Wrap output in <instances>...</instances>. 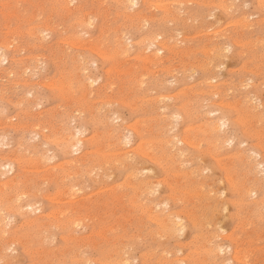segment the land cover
I'll return each instance as SVG.
<instances>
[{
	"label": "rangeland",
	"instance_id": "374dc122",
	"mask_svg": "<svg viewBox=\"0 0 264 264\" xmlns=\"http://www.w3.org/2000/svg\"><path fill=\"white\" fill-rule=\"evenodd\" d=\"M126 1L123 5L124 0H0V51L8 56L0 65V264H120L121 260L124 264L125 259L126 264H264V208L259 211L254 205L264 203V0H165L167 7L162 8L164 0H137L134 6ZM150 29L161 33L156 46L148 45ZM121 37L128 54L119 44ZM157 46L165 49L158 52ZM13 59L21 64L14 66ZM12 68L15 74L8 76ZM93 79L97 81L90 82ZM218 118L227 124L219 133L212 132L208 126L219 123ZM66 124L71 133L83 130L79 137L85 145L80 151L64 149ZM117 131L131 136L127 147L122 142L123 150H130L128 161L147 169L139 177L154 183L149 192L133 190V177L115 148ZM103 147H108L105 153ZM145 150L152 157L141 155ZM81 156L87 158L85 166ZM19 158L23 164L10 170L7 162ZM193 208L195 213L188 214ZM169 213L181 216L186 233H170L153 221L152 216Z\"/></svg>",
	"mask_w": 264,
	"mask_h": 264
},
{
	"label": "bare ground",
	"instance_id": "6f19581e",
	"mask_svg": "<svg viewBox=\"0 0 264 264\" xmlns=\"http://www.w3.org/2000/svg\"><path fill=\"white\" fill-rule=\"evenodd\" d=\"M75 1H76V0H75ZM110 1H111V0H110ZM119 1H123V0H119ZM125 1H126V0H124L123 5H124ZM146 1H147V0H146ZM157 1H159V0H157ZM160 1H161V0H160ZM168 1H170V0H168ZM168 1H165V0H164V1H161V3L158 2V3H160V4L162 5V6H161V5L159 4V5H160V8H162L163 6L167 7V6H166V5H167L166 3H167ZM173 1H174V0H173ZM57 2H58V1H57ZM115 2H116V1H115ZM117 2H118V1H117ZM126 2H127V3H131V5H133V6L138 4V1H137V0H127ZM162 2H164V3L162 4ZM178 2H179V1H178ZM59 3H60V2H59ZM70 3H72V1H71ZM70 3H69L68 5H70ZM153 3H154V2H153ZM158 3L155 4V5H158ZM176 3H177V2H176ZM261 3H262V1H261ZM263 3H264V2H263ZM57 4H58V3H57ZM165 4H166V5H165ZM259 4H260V3H259ZM66 5H67V4H66ZM126 5H128V4H126ZM159 5H158V7H159ZM171 5L174 6V3L171 4ZM180 5H181V4H180ZM72 6H73V5H72ZM77 6H78V5H77ZM260 6H262V4H261ZM156 7H157V6H156ZM168 8H169V7H168ZM168 8H166V9H168ZM260 8H262V7H260ZM54 9H55V8H54ZM80 9H81V8H80ZM116 9H117V8H116ZM120 9H121V8H120ZM164 9H165V8H164ZM176 9H177V8H176ZM176 9H175V10H176ZM72 10H73V9H72ZM121 10H122V9H121ZM170 10H171V9H170ZM175 10H174V11H175ZM177 10H179V9H177ZM180 10H181V9H180ZM67 11H68V10H67ZM69 11H70V9H69ZM74 11H75V10H74ZM116 11H117V10H116ZM139 11H140V10H139ZM168 11H169V10H167V12H168ZM63 12H64V10H63ZM130 12H131V11H130ZM102 13H103V12H102ZM137 13H138V12H137ZM85 14H86V13H85ZM117 15H118V14H117ZM163 15H164V13H163ZM171 15H172V14H171ZM179 15H180V14H179ZM79 16H80V15H79ZM86 16H87V15H86ZM106 16H107V15H106ZM143 16H144V15H143ZM143 16H141V17H143ZM177 16H178V14H177ZM77 17H78V16H77ZM72 18H73V17H72ZM82 18H83V17H82ZM88 18H89V17H88ZM116 18H117V17H116ZM128 18H129V17H128ZM144 19H145V18H144ZM164 19H165V17H164ZM79 20H81V19H79ZM87 20H88V19H87ZM73 21H74V20H73ZM91 21H92V20H91ZM94 21H95V20H94ZM96 21H97V20H96ZM79 22H80V21H79ZM81 22H82V21H81ZM108 22H109V21H108ZM108 22H107V23H108ZM159 22H160V21H159ZM238 22H239V21H238ZM84 23H85V22H84ZM89 23H90V22H89ZM89 23H88V24H89ZM137 23H138V22H137ZM90 24H91V23H90ZM126 24H127V23H126ZM229 24H230V23H229ZM78 25H79V24H78ZM130 25H131V24H130ZM141 25H142V24H141ZM36 26H37V24H36ZM88 26H89V25H88ZM117 26H118V25H117ZM139 26H140V25H139ZM33 27H34V26H33ZM146 27H147V26H146ZM50 28H51V27H50ZM107 28H108V27H107ZM143 29H144V28H143ZM111 30H112V29H111ZM115 30H116V29H115ZM43 31H47V30H43ZM43 31H42V32H43ZM76 31H77V30H76ZM149 31H150V37L148 38V40H149L148 45H149L150 47H151V46H154V45L156 46V43H157V41H158V37L161 35V33H160V32L155 33V32H154L153 30H151V29H150ZM119 32H120V31H119ZM122 32H123V31H122ZM145 32H146V31H145ZM153 32H154V33H153ZM34 33H36V32H34ZM75 33H76V32H75ZM77 33H78V32H77ZM176 33H177V32H176ZM31 34H32V32H31ZM41 34H42V33H41ZM122 34H124V33H122ZM122 34H121V36H123ZM162 34H163V33H162ZM32 35H33V34H32ZM80 35H81V34H80ZM124 35H125V34H124ZM179 35H180V34H179ZM41 36H42V35H41ZM42 37H43V36H42ZM67 37H68V36H67ZM67 37H66V38H67ZM123 37H124V36H123ZM66 38H65V39H66ZM77 38H79V37H77ZM116 38H117V36H116ZM172 38H173V37H172ZM68 39H69V38H68ZM79 39H80V38H79ZM123 39H124V38H123ZM140 39H141V38H140ZM77 40H78V39H77ZM129 40H130V39H129ZM167 40H168V39H167ZM10 41H12V40H10ZM69 41H71V39H70ZM73 41H74V39H73ZM80 41H81V40H80ZM90 41H91V40H90ZM118 41H119V44L121 45V47L123 46V52H125V54H126V52L128 51L129 47H125V46H124V43L122 42V41H123V40H122V37H121L120 39H118ZM146 41H147V40H146ZM165 41H166V40H165ZM178 41H179V40H178ZM0 42H1V40H0ZM4 42H5V41H4ZM66 42H68V41H66ZM77 42H78V41H77ZM92 42H93V41H92ZM126 42H127V41H126ZM132 42H133V41H132ZM144 42H145V41H144ZM158 42H159V41H158ZM6 43H7V42H6ZM12 43H13V42H12ZM73 43H74V42H73ZM73 43H70L71 46L73 45ZM75 43H76V41H75ZM75 43H74V45H75ZM79 43H80V42H79ZM79 43H78V44H79ZM84 43H85V42H84ZM111 43H112V42H111ZM9 44L11 45V42L8 43V45H9ZM85 44H87V43H85ZM167 44H168V43H167ZM3 45H4V44H3ZM74 45H73V46H74ZM107 45H108V44H107ZM112 45H113V43H112ZM127 45H128V44H127ZM165 45H166V43H165ZM165 45H164V46H165ZM180 45H181V44H180ZM229 45H230V44H229ZM5 46H6V45H5ZM76 46H78V45H76ZM95 46H96V45H95ZM99 46H100V45H99ZM101 46H102V45H101ZM129 46H130V45H129ZM164 46H161V47L157 46V47H159V48L157 49V51L159 52V51H161L163 48L165 49ZM7 47H8V46H7ZM9 47H10V46H9ZM78 47H79V46H78ZM80 47H81V46H80ZM82 47H83V46H82ZM85 47H86V46H85ZM96 47H97V46H96ZM102 47H103V46H102ZM106 47H107V46H106ZM109 47H111V46H109ZM16 48H17V47H16ZM65 48H66V47H65ZM93 48H94V47H93ZM147 48H148V47H146L145 49H147ZM0 49H1V48H0ZM117 49H118V48H117ZM174 49H175V48H174ZM214 49H215V48H214ZM224 49H225V48H224ZM96 50H100V49L96 48ZM96 50H95V51H96ZM220 50H221V49H220ZM226 50H227V49H226ZM85 51H86V50H85ZM92 51H93V49H92ZM106 51H108V49H107ZM114 51H116V50H114ZM119 51H120V50H118L117 52H119ZM121 51H122V50H121ZM134 51H135V50H134ZM163 51H164V50H163ZM210 51H211V50H210ZM218 51H219V50H218ZM228 51H229V50H228ZM96 52H98V51H96ZM104 52H105V51H103L102 53H104ZM158 52H157V53H158ZM178 52H179V51H178ZM211 52H212V51H211ZM211 52H210V53H211ZM221 52H222V51H221ZM102 53H101V54H102ZM108 53H110V50L108 51ZM113 53H114V52H113ZM113 53H111V54L114 55ZM119 53H120V52H119ZM116 54H117V53H116ZM127 54H128V52H127ZM106 55H107V54H106ZM108 55H109V54H108ZM119 55H120V54H119ZM123 55H124V54H123ZM144 55H145V54H144ZM153 55H154V58H155V56H157V55H155V54H153ZM80 56H81V55H80ZM137 56H139V55H137ZM150 56H151V55H150ZM75 57H76V56H75ZM101 57H102V56H101ZM147 57H148V56H146L145 59H146ZM18 58H19V57H18ZM77 58H78V57H77ZM118 58H121V57L118 56ZM127 58H129V56H128ZM135 58H136V57H135ZM141 58H142V56H141ZM154 58H153V56H152L151 60H153ZM159 58H160V57H159ZM78 59H79V58H78ZM5 60H8V56H7L6 53H4L3 51H0V65H1V64L3 63V61H5ZM82 60H83V59H82ZM82 60H81V61H82ZM116 60H117V58H116ZM131 60H132V59H131ZM138 60H139V59H138ZM72 61H73V60H72ZM12 62H13V63H12ZM12 62H11V64H13L14 66H15V65L18 66L19 64H21V62H20V61L17 62L16 59H13ZM89 62H90V61H89ZM152 62H153V61H152ZM154 62H155V61H154ZM156 62H158L157 59H156ZM207 62H208V61H207ZM7 63H8V62H7ZM83 63H84V62H83ZM83 63L81 62V65L79 64V65H80V66H79V69H80V67L83 65ZM121 63H122V61H121ZM159 63H160V62H159ZM211 63H212V62H210V64H211ZM76 64H78V63H76ZM85 64H86V63H85ZM89 64H90V63H89ZM134 64H135V63H134ZM139 64H140V63H139ZM151 64L153 65V63H150L149 66H150ZM154 64H156V63H154ZM210 64H209V65H210ZM7 65H8V64H7ZM123 65H124V64H123ZM125 65H126V64H125ZM135 65H136V64H135ZM147 65H148V63H147ZM119 66H120V65H119ZM132 66H133V65H132ZM140 66H141V65H140ZM22 67H23V66H22ZM77 67H78V66H77ZM85 67H86V66H85ZM122 67H123V66H122ZM122 67H121V68H122ZM135 67H136V66H135ZM137 67L139 68V65H138ZM212 67H213V66H212ZM2 68H3V67H2ZM26 68H28V67H26ZM117 68H118V67H117ZM131 69H132V68H131ZM134 69H135V68H134ZM208 69H209V68H208ZM27 70H28V69H27ZM77 70H78V69H77ZM117 70H118V69H117ZM122 70H123V68H122ZM127 70H128V69H127ZM139 70H140V69H139ZM166 70H167V69H166ZM206 70H207V69H206ZM82 71H83V70H82ZM82 71H79V72H82ZM143 71H144V70H143ZM143 71H142V72H143ZM169 71H170V70H169ZM79 72H78V74H79ZM83 72H84V71H83ZM207 72H208V71H207ZM32 73H33V72H32ZM70 73H71V72H70ZM85 73H86V72H85ZM146 73L148 74V72H146ZM149 73H150V72H149ZM172 73H173V72H172ZM172 73H171V74H172ZM11 74H15V71L13 70V68L7 73L8 76H10ZM80 74H81V73H80ZM132 74H133V73H132ZM140 74H142V73H140ZM140 74H138V75H140ZM72 75H73V74H72ZM83 75H84V74H83ZM87 75H88V74H87ZM203 76H204V75H203ZM214 76H215V75H214ZM71 77H73V76H71ZM71 77H70V79H72ZM78 77H79V76H78ZM138 77H139V76H138ZM138 77H137V78H138ZM142 77H143V76H142ZM142 77H140V78H142ZM155 77H157V76H155ZM63 78H65V77H63ZM68 79H69V78H68ZM79 79H80V78H79ZM82 79H83V78H82ZM157 79H160V78H157ZM62 80H63V79H62ZM84 80H85V79H84ZM105 80H106V79H105ZM130 80H131V79H130ZM137 80H138V79H137ZM139 80H140V79H139ZM143 80H144V79H143ZM165 80H166V79H165ZM167 80H168V79H167ZM64 81H65V80H64ZM77 81H78V80H77ZM79 81H80V80H79ZM94 81H97V80L93 79V80L90 81V82H94ZM19 82H20V81H19ZM61 82H62V81H61ZM139 82L141 83V81H139ZM142 82H143V81H142ZM148 82H149V81H148ZM65 83H68V82H65ZM70 83H71V82H70ZM95 83H96V82H95ZM110 83H111V82H110ZM54 84H55V83H54ZM54 84L51 83V86L54 85ZM62 84H63V83H62ZM62 84H61V85H62ZM91 84H92V83H91ZM122 84H123V83H122ZM130 84H131V83H129V85H130ZM144 84H145V81H144ZM44 85H45V84H44ZM56 85H58V84H56ZM61 85H59V86H61ZM65 85H66V84H65ZM71 85H72V84H71ZM71 85H68L67 88L70 87ZM86 85H88V83H87ZM101 85H102V82H101ZM101 85H100V86H101ZM126 85H127V84H126ZM141 85H142V84H141ZM19 86H20V85H19ZM72 86H73V85H72ZM120 86H121V85H120ZM222 86H223V85H222ZM56 87H57V86H56ZM62 87H63V86H62ZM62 87H61V88H62ZM80 87H81V85H80ZM212 87H213V86H212ZM218 87H219V86H218ZM237 87H238V86H237ZM59 88H60V87H59ZM71 88H72V87H71ZM108 88H109V87H108ZM132 88H133V87H132ZM219 88H220V87H219ZM25 89H26V88H25ZM69 89H70V88H69ZM90 89H91V88H90ZM101 89H102V88H101ZM26 90H27V89H26ZM87 90H88V89H87ZM94 90H95V89H94ZM99 90H100V89H99ZM31 91H32V90H31ZM31 91H30V92H31ZM81 91H82V90H81ZM85 91H86V90H85ZM215 91H216V90H215ZM215 91H214V92H215ZM22 92H23V91H22ZM70 92H71V91H70ZM120 92H121V91H120ZM120 92H119V93H120ZM73 93H74V92H73ZM115 93H116V92H115ZM134 93H135V92H134ZM38 94H40V93H38ZM75 94H76V93H75ZM75 94H74V95H75ZM87 94H88V93H87ZM89 94H90V93H89ZM91 94H93V91H92ZM28 95H29V94H28ZM125 95H126V94H125ZM139 95H140V94H139ZM163 95H165V94H163ZM167 95H169V94H167ZM229 95H230V94H229ZM62 96H63V95H62ZM72 96H73V95H72ZM34 97H35V96H34ZM73 97H74V96H73ZM85 97H87V95H85ZM139 97H140V96H139ZM158 97H159V96H158ZM160 97H161V95H160ZM210 97H211V96H210ZM37 98H39V97H37ZM37 98H36V99H37ZM83 98H84V97H83ZM161 98H162V97H161ZM40 99H41V98H40ZM40 99H39V100H40ZM119 99H120V98H119ZM156 99H157V98H156ZM18 100H19V99H18ZM85 100H86V99H85ZM120 100H122V97H121ZM182 100H183V99H182ZM184 100H185V99H184ZM209 100H210V99H209ZM194 101H195V100H194ZM222 101H223V100H222ZM29 102H30V101H29ZM181 102H182V101H181ZM195 102H196V101H195ZM211 102H212V100H211ZM150 103H151V101H150ZM162 104H163V103H162ZM201 104H202V103H201ZM254 104H255V103H254ZM132 105H133V104H132ZM190 105H191V104H189V106H190ZM210 105H211V104H210ZM224 105H225V104H224ZM226 105H227V104H226ZM249 105H250V104H249ZM34 106H35V105H34ZM34 106H33V107H34ZM39 106H40V104H39ZM205 106H206V105H205ZM211 106H213V104H212ZM228 106H229V105H228ZM89 109H90V108H89ZM94 109H95V108H94ZM189 109H190V107H189ZM78 110H79V109H78ZM82 110H83V109H82ZM82 110H81L80 112H82ZM143 110H145V109H143ZM200 110H201V109H200ZM209 110H210V109H209ZM253 110H254V109H253ZM39 111H40V110H39ZM213 111H214V110H213ZM37 112H38V111H37ZM66 112H67V111H66ZM70 112H71V111H70ZM88 112H89V111H88ZM92 112H93V111H92ZM250 112H251V111H250ZM259 112H260V111H259ZM38 113H39V112H38ZM98 113H99V115L101 114V113L98 111V112H97V115H98ZM178 113H179V112H178ZM192 113H193V111H192ZM206 113H208V111H206ZM261 113H262V112H261ZM263 113H264V111H263ZM34 114H35V113H34ZM53 114H54V113H53ZM69 114H70V113H69ZM81 114H82V113H81ZM163 114H164V113H163ZM199 114H200V113H199ZM204 114H205V113H204ZM257 114H258V112H257ZM26 115H27V114H26ZM87 115H88V114H87ZM165 115H166V114H165ZM165 115H164V116H165ZM175 115H176V114H175ZM202 115H203V114H202ZM259 115H260V114H259ZM38 116H39V115H38ZM110 116H111V115H110ZM166 116H167V115H166ZM262 116H263V115H262ZM76 117H79V116H76ZM113 117H114V116H113ZM162 117H163V116H162ZM192 117H193V116H192ZM79 118L81 119V117H79ZM79 118H78V119H79ZM96 118H97V117H96ZM157 118H158V117H157ZM174 118H175V116H174ZM101 119H103V118H101ZM101 119H100V121H101ZM164 119H165V118H164ZM182 119H183V118H182ZM210 119L213 120L214 118H210ZM218 119H219V121H220L219 123H216V122H215V123H213L212 125L208 126V127L211 129L212 132L214 131V132H216V133H219V131H220L219 129L221 128V126H225V124H227V123L224 121V119H223V121H221L222 118H218ZM109 120H110V119H109ZM157 120H159V119H157ZM162 120H163V119H162ZM175 120H176V119H175ZM45 121H46V120H45ZM63 121H64V120H63ZM102 121H103V120H102ZM118 121H119V120H118ZM185 121H186V120H185ZM217 121H218V120H217ZM171 122H172V121H171ZM190 122H191V121H190ZM190 122L188 121V123H190ZM208 122H209V121H208ZM208 122H207V124H209ZM0 123H1V122H0ZM186 123H187V122H186ZM186 123H184V124H186ZM52 124H53V123H52ZM71 124H72V123H71ZM156 124H159V123L156 122ZM177 124H178V123H177ZM210 124H211V123H210ZM23 125H24V124H23ZM31 125H32V124H31ZM36 125H37V124H36ZM66 125H67V124H66ZM122 125H123V124H122ZM59 126H61V125H59ZM59 126H58V127H59ZM74 126H75V125H74ZM117 126H119V125H117ZM120 126H121V125H120ZM130 126H131V128L133 127L132 125H130ZM202 126H203V125H202ZM64 127H65V126H64ZM67 127H68V125L64 128V130H65L66 132H65V137L62 139L63 142H64L63 145L65 146L64 149L67 148V149H71L72 151H80V150L84 147V145H85V144H84V140H83L81 137H79V135L83 132V130H82L81 128H78L76 132L71 133V132H69V131L72 130V129L69 127V129H70V130H69ZM101 127H102V126H101ZM124 127H126V126H124ZM124 127H123V128H124ZM188 127H189V126H188ZM190 127H191V126H190ZM37 128H38V126H37ZM117 128H119V127H117ZM121 128H122V127H121ZM186 128H187V127H186ZM209 128H207V129H209ZM132 129L134 130L135 128H132ZM150 129H151V128H150ZM155 129H156V128H155ZM184 129H185V127H184ZM42 130H43V129H42ZM55 130L57 131L56 128H55ZM75 130H76V129H75ZM98 130H99V129H98ZM109 130H110V129H109ZM120 130H121V129H120ZM135 130H136V129H135ZM135 130H134V131H135ZM139 130H140V129H139ZM56 131H54V132H56ZM96 131H97V130H96ZM103 131H106L105 128H104ZM111 131H112V130H111ZM183 131H184V130H183ZM206 131H208V130H206ZM209 131H210V130H209ZM222 131H223V130H222ZM92 132H93V131H92ZM100 132H101V131H100ZM100 132H98V133H100ZM108 132H109V131H108ZM124 132H125V131H124ZM136 132H137V130H136ZM149 132H150V131H149ZM197 132H198V131H197ZM35 133H36V132H35ZM39 133H40V132H37V134H39ZM51 133H52V132H51ZM60 133H61V131H60ZM106 133H107V132H106ZM110 133H111V132H110ZM179 133H180V132H179ZM210 133H211V132H210ZM114 134H115V132H114ZM176 134H177V133H176ZM198 134H199V133H198ZM208 134H209V133H208ZM34 135H35V134H34ZM96 135H97V133H96ZM96 135H94V136H96ZM92 136H93V135H92ZM115 136L117 137V142H116V147H115V148H116L117 152H118V151H121V153H119V155H121V159H120V160L123 161V166H126V167L128 168L127 171H130L131 174H130V173H129V174L131 175V177H133V179H134V181H135V182H134L133 179L131 178V179H132V182L135 184L133 190L135 191V193H136L137 191H139V192L142 191V194H143V190H144V191L146 190V192H149L148 190H152V187H153V184H154V183H153L151 180L149 181L147 177H146V178H140V177H139V173H140V171H142L143 169L146 171L147 169H145L144 166H143V168H142V170H141V168L139 167V164L132 162L133 160H132V161H128V158H127V157L129 156L130 150H128V151H124V150H123V147L125 146V144L122 146V142L126 143V147H127V144L129 145V143H131V136H130V135L125 136V134H124L123 132L121 133V132H119V131H117V134H115ZM139 136H140V135H139ZM178 136H180V134H179ZM220 136H221V135H220ZM25 137H26V136H25ZM96 137L98 138V136H96ZM96 137H95V138H96ZM104 137H105V136H104ZM107 137H108V136H107ZM173 137H175V136H173ZM188 137H189V136H188ZM190 137H191V136H190ZM190 137H189V138H190ZM212 137H213V136H212ZM44 138H45V137H44ZM91 138H92V137H91ZM93 138H94V137H93ZM138 138H139V137H138ZM145 138H146V137H145ZM161 138H162V137H161ZM171 138H172V137H171ZM189 138H188V139H189ZM213 138H214V137H213ZM215 138H217V137H215ZM219 138H220V137H219ZM225 138H226V137H225ZM105 139H106V138H105ZM149 139H150V138H149ZM166 139H167V138H166ZM176 139H177V138H176ZM192 139H193V138H192ZM234 139H235V138H234ZM49 140H50V139H49ZM95 140H96V139H95ZM106 140H107V139H106ZM139 140H140V139H139ZM157 140H158V139H157ZM164 140H165V139H164ZM167 140H168V139H167ZM182 140H183V139H182ZM214 140H215V139H214ZM217 140H218V139H217ZM223 140H224V139H223ZM223 140H222V141H223ZM97 141H98V140H97ZM97 141H96V142H97ZM141 141H142V143H141L140 145L142 146V144H144V142H143V137H142V140H141ZM162 141H163V140H162ZM168 141H169V140H168ZM168 141H167V142H168ZM183 141H185V140H183ZM229 141H230V140H229ZM44 142L47 143V140H45ZM53 142H54V139H53ZM55 142H56V140H55ZM57 142H58V140H57ZM57 142H56V143H57ZM59 142H62V141H59ZM85 142H86V141H85ZM108 142H109V141H108ZM112 142H113V141H112ZM156 142H157V141H156ZM185 142H186V141H185ZM192 142H193V141H192ZM192 142L190 141V143H192ZM208 142H209V141H208ZM217 142H218V141H217ZM105 143H106V142H105ZM105 143H104V144H105ZM153 143H154V142H153ZM169 143H170V142H169ZM169 143H168V144H169ZM186 143L188 144V140H187ZM199 143H200V142H199ZM199 143H197L196 145H198ZM211 143H212V142H211ZM227 143H228V142H227ZM227 143H226V144H227ZM42 144L44 145V143H42ZM109 144L111 145V142H109L108 145H109ZM136 144H137V143H136ZM136 144H135L134 146H136ZM148 144H150V143H148ZM160 144H161V143H160ZM170 144H171V143H170ZM200 144H201V143H200ZM200 144H199L198 146H200ZM213 144H214V143H213ZM215 144H218V143H215ZM20 145H21V144H20ZM30 145H31V144H30ZM90 145H91V144H89V146H90ZM97 145H98V144H97ZM140 145H139L138 147H140ZM188 145H189V144H188ZM190 145H192V144H190ZM26 146H27V145H26ZM58 146H59V145H58ZM61 146H62V145H61ZM111 146H112V145H111ZM132 146H133V145H132ZM147 146H148V145H147ZM149 146H150V145H149ZM169 146H170V145H169ZM193 146H194V144H193ZM211 146H212V145H211ZM216 146H217V145H216ZM216 146L214 145V147H216ZM226 146H227V145H226ZM2 147H3V146H2ZM62 147H63V146H62ZM104 147H105V146H104ZM104 147H103V150L108 149V147H107V148H104ZM109 147H110V146H109ZM126 147H125V148H126ZM128 147H129V146H128ZM130 147H131V146H130ZM172 147H173V146H172ZM174 147H175V146H174ZM24 148H25V147H24ZM28 148H29V146H28ZM31 148H32V147H31ZM93 148H94V147H93ZM98 148H99V147H98ZM133 148H134V147H133ZM141 148H142V147H141ZM144 148L146 149V146H144ZM151 148H152V147H151ZM151 148L149 147V150H150V151H151ZM89 149H90V148H89ZM100 149H101V148H100ZM134 149H135V148H134ZM173 149H174V148H173ZM61 150H62V148H61ZM71 150H70V151H71ZM85 150H87V149H85ZM92 150H93V149H92ZM94 150H95V149H94ZM97 150H98V149H97ZM109 150H110V149H109ZM114 150H115V149H114ZM136 150H137V149H136ZM184 150H185V149H184ZM39 151H40V150H39ZM41 151H42V150H41ZM68 151H69V150H68ZM68 151H67V152H68ZM82 151H83V150H82ZM82 151H81V152H82ZM146 151H147V150H145V152L142 151V152H141V153H142L141 155H143L144 153H146ZM177 151H178V150H177ZM27 152H28V151H27ZM32 152H33V150H32ZM35 152H36V151H35ZM65 152H66V151H65ZM88 152H89V153H93V152H91V149H90ZM88 152H86L85 154L88 155ZM105 152H106V150L104 151V153H105ZM114 152H116V151H113L112 154H113ZM155 152H156V151H155ZM164 152L167 153L168 151L166 152V150H165ZM181 152H182V151H181ZM45 153H46V152H45ZM100 153L102 154V152H100ZM107 153H109V152H107ZM131 153H132V151H131ZM139 153H140V152H139ZM147 153H148V151H147ZM147 153L145 154L146 157L149 156V155H147ZM183 153H184V152H183ZM85 154H84V155H85ZM97 154H98V151H97ZM109 154H110V153H109ZM117 154H118V153H117ZM148 154H149V153H148ZM176 154H177V152H176ZM19 155H20V154H19ZM49 155H50V154H49ZM84 155H83V156H84ZM87 155H86V156H87ZM93 155H94V154L91 155L92 158H94ZM99 155H100V154H99ZM103 155H106V154H103ZM113 155H114V154H113ZM145 155H144V156H145ZM150 155H151V153H150ZM182 155H183V154H182ZM33 156H34V155H33ZM55 156H56V155H55ZM106 156H107V155H106ZM163 156H165V155H163ZM172 156H173V155H172ZM245 156H246V155H245ZM1 157L3 158V155H1ZM1 157H0V158H1ZM8 157H9V156H8ZM11 157H12V156H11ZM14 157H15V155H14ZM14 157H12V158H14ZM51 157H52V156H51ZM88 157H90V155H89ZM107 157H109V155H108ZM107 157H106V158H107ZM113 157H114V156H113ZM115 157H116V156H115ZM149 157H152V156H149ZM159 157H160V156H159ZM173 157H174V156H173ZM173 157H172V158H173ZM181 157H183V156H181ZM33 158H34V157H33ZM36 158H37V156H36ZM36 158H35V159H36ZM65 158H67V157L65 156ZM81 158H82V160H81L82 163H80V164L82 165L84 162L87 161V158L84 159V157H82V156H81ZM90 158H91V157H90ZM100 158H101V157H100ZM139 158H140V157H139ZM154 158L156 159V157H154ZM157 158H158V157H157ZM175 158H176V157H174V159H175ZM184 158H185V157H184ZM19 159H20V158H19ZM35 159H32V160H34V162H37V161H35ZM37 159H39V156H38ZM55 159H56V158H55ZM68 159H69V158H68ZM73 159H74V158H73ZM95 159H96V157H95ZM104 159H105V156H104ZM181 159H182V158H181ZM185 159H186V158H185ZM9 160H10V159H9ZM30 160H31V159H30ZM70 160H71V159H70ZM89 160H90V159H89ZM97 160H98V159H97ZM114 160H115V159H114ZM135 160H137V159H135ZM146 160H147V159H146ZM156 160H157V159H156ZM160 160H161V158H160ZM160 160H159V162H160ZM0 161H1V160H0ZM39 161H40V160H39ZM62 161H63V160H62ZM62 161H61V162H62ZM81 161H80V162H81ZM93 161H94V160H93ZM100 161H101V160H100ZM110 161H111V159H110ZM166 161H167V160H166ZM29 162H30V161H29ZM61 162H60V163H61ZM95 162H97V161L95 160ZM117 162H118V161L116 160V163H117ZM119 162H120V161H119ZM136 162H138V161H136ZM189 162H190V161H189ZM258 162H259V161H258ZM16 163L19 164L20 166L23 164L22 160L20 159V160H17V161H13V160H12V161H10V162H7V166H8V168H9L10 170H14L15 167H16ZM77 163H79L78 160H77ZM88 163H90V162H88ZM92 163H93V162L91 161V164H92ZM99 163H100V165H103V164H104L103 161H102V162H99ZM99 163H98V164H99ZM140 163H141V162H140ZM261 163H262V162H261ZM263 163H264V162H263ZM35 164L37 165V163H35ZM35 164H34V165H35ZM68 164H69V163H68ZM68 164H67V165H68ZM93 164H94L93 166H95V163H93ZM106 164H108V161H107ZM106 164H105V165H106ZM195 164L198 165V163H195ZM4 165H5V164H4ZM31 165H32V163H31ZM38 165H39V164H38ZM62 165H63V163H62ZM75 165H76V163H75ZM86 165H87V164H86ZM96 165H97V164H96ZM182 165H183V164H182ZM29 166H30V165H29ZM48 166H49V165H48ZM58 166H60V165L58 164ZM82 166H85V165H82ZM117 166H118V165H117ZM150 166H151V165H150ZM180 166H181V165H180ZM180 166H179V167L177 166V168L179 169ZM189 166H190V164H189ZM78 167H80V166H78ZM97 167H99V166H97ZM101 167H102V166H100V168H101ZM103 167H104V166H103ZM106 167H107V166H106ZM181 167H182V166H181ZM250 167H251V166H250ZM43 168H44V167H43ZM83 168H84V167H83ZM85 168H86V167H85ZM91 168H92V167H91ZM151 168H152V167H151ZM257 168H259V167H257ZM81 169H82V168H81ZM89 169H90V168H89ZM95 169H96V167H95ZM98 169H99V168H98ZM193 169H195V168H193ZM196 169H197V168H196ZM199 169H200V168H199ZM206 169H207V168H206ZM1 170H2V169H1ZM18 170H19V169H18ZM18 170H17V171H18ZM23 170H24V169H23ZM27 170H28V169H27ZM47 170H48V169H47ZM54 170H56V167L54 168ZM86 170H87V168H86ZM90 170H91V169H90ZM100 170H101V169H100ZM108 170H109V169H108ZM176 170H177V169H176ZM191 170H192V169H191ZM191 170H190V171H191ZM56 171H57V170H56ZM62 171H63V170H62ZM78 171H79V170L77 169V171H75V172H78ZM80 171H81V170H80ZM106 171H107V170H106ZM111 171H112V170H111ZM149 171H150V170H149ZM151 171H152V169H151ZM153 171H154V170H153ZM153 171H152V172H153ZM185 171H186V170H185ZM195 171H196V170H195ZM203 171H204V170H203ZM14 172H15V171H14ZM19 172H20V171H19ZM26 172H27V171H26ZM65 172H66V170H65ZM69 172H71V171H69ZM85 172H86V171H85ZM96 172H97V170H96ZM104 172H105V171H104ZM104 172H103V173H104ZM112 172H113V171H112ZM117 172H118V171H117ZM177 172H178V171H177ZM177 172H176V173H177ZM182 172H184V170H183ZM191 172H192V171H191ZM193 172H194V171H193ZM193 172H192V175H193ZM201 172H202V170H201ZM0 173H1V171H0ZM31 173H32V172H31ZM43 173H44V172H43ZM52 173H53V172H52ZM57 173H58V172H57ZM105 173H106V172H105ZM143 173H144V172H143ZM161 173H162V172H161ZM174 173H175V172H174ZM227 173H228V172H227ZM227 173H226V177H227V176H230L229 174L227 175ZM20 174H21V173H20ZM22 174H23V173H22ZM47 174H48V172H47ZM60 174H61V173H60ZM67 174H68V173H66V175H67ZM70 174H71V173H70ZM97 174H98V173H97ZM107 174H108V173H107ZM122 174H123V173H122ZM245 174H246V173H245ZM16 175H17V174H16ZM102 175H104V174H102ZM126 175H127V174H125L124 177H126ZM164 175H165V174H164ZM195 175H196V174H195ZM198 175H199V174H198ZM7 176H8V175H7ZM19 176H20V175H19ZM30 176H31V175H30ZM34 176H35V175H34ZM51 176H52V175H51ZM53 176H54V175H53ZM53 176H52V177H53ZM70 176H72V175H70ZM92 176H93V175H92ZM104 176H105V175H104ZM128 176H129V175H128ZM170 176H171V175H170ZM180 176H181V175H180ZM190 176H191V175H190ZM40 177H41V176H40ZM52 177H51V178H52ZM55 177H56V176H55ZM55 177H54V178H55ZM62 177H63V179H64V176H62ZM65 177H66V176H65ZM79 177L81 178V176H79ZM79 177H78V178H79ZM82 177H83V176H82ZM93 177H95V176H93ZM176 177H177V175H176ZM178 177H179V175H178ZM182 177H183V175H182ZM187 177H188V176H187ZM187 177H185V178H187ZM192 177H193V176H192ZM197 177H198V176H197ZM12 178H13V177H12ZM12 178H11V179H12ZM15 178H16V176H15ZM15 178H13L14 181H16ZM47 178H48V177H47ZM56 178H57V177H56ZM67 178H68V177H67ZM72 178H73V177H72ZM76 178H77V177H76ZM78 178H77V179H78ZM88 178H89V177H88ZM101 178H102V177H101ZM129 178H130V177H129ZM152 178H153V177H152ZM190 178H191V177H190ZM249 178H250V177H249ZM21 179H22V178H21ZM28 179H29V178H28ZM45 179H46V178H45ZM60 179H61V178H60ZM60 179H59V180H60ZM68 179H69V178H68ZM73 179H74V178H73ZM73 179H70V181H71V180L73 181ZM81 179H82V178H81ZM84 179H86V178H84ZM99 179H100V178H99ZM125 179H126V178H125ZM125 179H124V180H125ZM158 179H159V178H158ZM174 179H176V178H174ZM177 179H178V178H177ZM180 179H181V178L179 177V179H178L177 181H179ZM187 179H188V178H187ZM202 179H203V178H202ZM232 179H233V178H232ZM250 179H251V178H250ZM0 180H1V179H0ZM66 180H67V179H66ZM79 180H80V179H79ZM79 180H78V182H79ZM96 180H97V179H96ZM156 180H157V179H156ZM156 180H155V181H156ZM169 180H170V179H169ZM183 180H184V179H183ZM185 180H186V179H185ZM189 180H190V179H189ZM197 180H199V181L202 182V180H200L199 178H198ZM254 180L256 181V180H259V179H254ZM27 181H28V180H27ZM84 181H86V180H84ZM129 181H130V180H129ZM172 181H173V179H172ZM181 181H182V180H181ZM186 181H187V180H186ZM204 181H205V179L203 180V182H204ZM231 181H232V180H231ZM7 182H8V181H7ZM9 182H10V181H9ZM21 182H22V181H21ZM21 182H20V183H21ZM45 182H46V181H45ZM59 182H60L59 185L61 186V185H62V184H61V181H59ZM74 182H75V181H74ZM76 182H77V181H76ZM175 182H176V181H175ZM201 182H200V183H201ZM233 182L236 183L235 180H234ZM233 182H232V183H233ZM249 182H250V181H249ZM13 183H14V182H13ZM15 183H16V182H15ZM23 183H24V182H23ZM46 183H47V182H46ZM63 183L66 185L65 181H63ZM67 183H68V182H67ZM72 183H73V182H72ZM72 183H71V184H72ZM79 183L81 184L82 182H79ZM79 183H78V184H79ZM84 183H87V182H84ZM125 183H128V182H125ZM125 183H124V184H125ZM130 183H131V182H130ZM168 183H169V182H168ZM170 183H171V181H170ZM179 183H180V182H179ZM205 183H206V182H205ZM257 183H258V182H257ZM11 184H12V183H11ZM11 184H10V185H11ZM16 184H17V183H16ZM34 184H35V183H34ZM54 184H56V183H54ZM54 184H53V185H54ZM69 184H70V183H69ZM74 184H75V183H74ZM74 184H72V185H74ZM82 184H83V183H82ZM177 184H178V183H177ZM184 184H185V183H184ZM244 184H245V183H244ZM5 185H6V184H5ZM20 185H21V184H19V186H20ZM27 185H28V184H27ZM27 185H26V186H27ZM39 185H40V184H39ZM117 185H118V184H117ZM125 185H128V184H125ZM171 185H172V184H171ZM192 185H193V184H192ZM207 185H208V184H207ZM235 185H236V184H235ZM249 185H250V184H249ZM254 185H255V184H254ZM7 186H8V185H7ZM21 186H22V185H21ZM60 186H59V187H60ZM63 186H64V185H62V187H63ZM75 186H77V185H75ZM111 186H112V185H111ZM115 186H116V185H115ZM156 186H157V185H156ZM202 186H203V185L200 184V187H201V188H202ZM239 186H240V185H239ZM245 186H246V185H245ZM245 186H244V187H245ZM30 187H31V186H30ZM38 187H39V186H38ZM55 187H56V186H55ZM59 187H58V188H59ZM73 187H74V186H73ZM104 187H105V186H104ZM109 187H110V186H109ZM117 187H118V186H117ZM119 187H120V186H119ZM121 187H122V185H121ZM175 187H176V186H175ZM197 187H198V186H197ZM4 188H5V187H4ZM4 188H3V189H4ZM76 188H77V187H76ZM97 188H98V187H97ZM97 188H96V189H97ZM115 188H116V187H115ZM185 188H186V187H185ZM185 188H184V189H185ZM194 188H195V187H194ZM241 188H242V186L239 188L240 191H241ZM248 188L251 189V186H250V187H247L246 193L243 192V193H245V195H246V194L249 195L250 189H248ZM3 189H2V190H3ZM67 189L69 190L68 187H67ZM67 189H66V190H67ZM73 189H74V188H73ZM123 189H124V188H123ZM123 189H122V190H123ZM198 189H199V188H198ZM64 190H65V189H64ZM66 190H65V191H66ZM68 190H67V191H68ZM133 190H132V191H133ZM193 190H194V189H193ZM210 190H211V189H210ZM255 190H257V189L254 188V190H252V192H255V193H256L257 191H255ZM67 191H66V192H67ZM129 191H130V190H129ZM182 191H183V190H182ZM206 191H208V190H206ZM25 192H26V191H25ZM46 192H47V191H46ZM69 192H70V191H69ZM72 192H73V194H72ZM76 192H77V191H76ZM117 192H119V191L117 190ZM117 192H116V193H117ZM151 192H152V191H151ZM156 192H158V191H156ZM159 192H160V191H159ZM183 192H184V191H183ZM187 192H188V191H187ZM200 192H201V191H200ZM200 192H199V195L201 196V193H202V192H201V193H200ZM212 192H213V191H212ZM26 193H27V192H26ZM114 193H115V192H114ZM114 193H113V194H114ZM126 193H127V192H126ZM128 193H129V192H128ZM171 193H172V192H171ZM185 193H186V192H185ZM197 193H198V192H197ZM210 193H211V192H210ZM57 194H58V193H57ZM69 194H70V195H74V190H73V191L71 190V193H69ZM105 194H106V193H105ZM148 194H149V193H148ZM155 194H156V193H155ZM169 194H170V193H169ZM193 194H194V192H193ZM204 194H205V193H204ZM22 195H23V194H22ZM58 195H59V194H58ZM58 195H57V196H58ZM67 195H68V194H67ZM100 195H101V194H100ZM116 195H117V194H116ZM128 195H129V194H128ZM135 195H136V194H135ZM137 195H139V193H138ZM150 195H151V194H150ZM175 195H176V194H175ZM175 195H172V196H175ZM182 195H183V194H182ZM194 195H196V194H194ZM199 195H198V196H199ZM205 195H207V194H205ZM205 195H204V196H205ZM210 195H211V194H210ZM210 195H207V196L210 197ZM247 195H246V198H248ZM13 196H14V195H13ZM15 196H16V195H15ZM19 196H21V194H20ZM19 196H18V198H19ZM57 196H56V197H57ZM91 196H92V195H91ZM93 196H94V195H93ZM93 196H92V199H93ZM98 196H99V195H98ZM98 196H97V197H98ZM104 196H105V195H104ZM113 196H114V195H113ZM122 196H123V195H122ZM124 196H126V195H124ZM148 196H149V195H148ZM185 196H186V195H185ZM204 196L202 195V197H204ZM207 196H206V197H207ZM47 197H48V196H47ZM62 197H63V196H62ZM69 197H70V196H69ZM100 197H101V196H100ZM102 197H103V196H102ZM105 197H106V196H105ZM110 197H111V196H110ZM110 197H109V199H110ZM126 197H127V196H126ZM159 197H160V196H159ZM170 197H171V195H170ZM176 197H178V194L176 195ZM241 197H242V196H241ZM98 198H99V197H98ZM112 198H113V197H112ZM112 198H111V199H112ZM119 198L121 199V197H119ZM119 198L117 197V199H119ZM124 198H125V197H124ZM171 198H172V197H171ZM11 199H12V198H11ZM28 199H29V198H28ZM48 199H50V198H48ZM54 199H55V197H54ZM67 199H68V198H67ZM70 199H71V197H70ZM70 199H69V200H70ZM89 199H90V198H89ZM95 199H96V198H95ZM102 199H103V198H102ZM127 199H129V197H128ZM127 199H126V200H127ZM134 199H135V198H134ZM134 199H133V200H134ZM150 199H151V197H150ZM163 199H164V197H163ZM166 199H167V198H166ZM179 199H180V198H179ZM60 200H63V198L60 199ZM71 200H74V199H73V196H72V199H71ZM97 200H98V199H97ZM107 200H108V199H107ZM107 200H103V201L106 202ZM123 200H124V199H123ZM126 200H125V201H126ZM131 200H132V199H131ZM151 200H152V199H151ZM153 200H154V199H153ZM161 200H162V199H161ZM181 200H182V199H181ZM181 200H179V202H180ZM221 200H222V198H221ZM22 201H23V200H22ZM51 201H52V200H51ZM56 201H57V198H56ZM58 201H59V198H58ZM65 201H66V200H65ZM86 201H87V200H86ZM99 201H100V200H99ZM101 201H102V200H101ZM110 201H111V200H110ZM129 201H130V200H129ZM135 201H136V200H135ZM175 201H176V200H175ZM209 201L211 202V200H207V202H209ZM31 202H32V201H31ZM41 202H42V201H41ZM41 202H40V203H41ZM87 202H88V201H87ZM95 202H96V201H95ZM107 202H108V201H107ZM137 202H138V201H137ZM143 202H145V201H143ZM149 202H150V200H149ZM149 202H147V204H148ZM165 202H166V201H165ZM167 202H168V201H167ZM212 202H214V201L212 200ZM54 203H55V202H54ZM69 203H70V202H69ZM83 203H85V202H83ZM127 203H128V202H127ZM138 203H139V202H138ZM140 203H141V202H140ZM158 203H159V202H158ZM158 203H157V205H155V206L152 205V207H151V209H150L151 212H154V211L156 210V209L154 210V208H156V207L160 204V203H159V204H158ZM225 203H226V202H225ZM4 204H5V202H4ZM4 204H3V206H4ZM6 204H7V203H6ZM8 204H9V203H8ZM58 204H59V203H58ZM61 204H62V203H61ZM77 204H78V203H77ZM87 204H89V202H88ZM99 204H100V203H99ZM99 204H98V205H99ZM107 204H109V203H107ZM132 204H135V203H132ZM210 204H211V203H209V205H210ZM27 205H28L29 208H32V207H33V205H32L31 203H29V204L27 203ZM37 205H38V204H37ZM64 205H66L65 202H64ZM69 205H70V204H69ZM69 205H68V206H69ZM71 205H72V204H71ZM85 205H86V204H85ZM85 205H82V206L84 207ZM89 205H90V204H89ZM91 205H92V204H91ZM91 205H90V206H91ZM98 205H96V206H98ZM105 205H106V204H104L103 206H105ZM135 205H136V204H135ZM176 205H177V204H176ZM254 205H256V207L258 208L259 211H260L261 208H262V209L264 208V203H263V202L256 201V202H254ZM1 206H2V202H1ZM20 206H21V205H20ZM51 206H52V205H51ZM61 206H63V204H62ZM73 206H74V205H73ZM79 206H80V204H79ZM79 206H77V208H78ZM90 206H89L88 208H90ZM207 206H208V205L206 204V207H207ZM215 206H217V205H215ZM215 206H214V207H215ZM13 207H14V206H13ZM22 207H23V206H22ZM35 207H36V206H35ZM58 207H59V206H58ZM83 207H82V208H83ZM93 207H94V206H92V208H93ZM106 207H107V206H106ZM124 207H125V205H124ZM140 207H141V206H140ZM221 207H223V206H221ZM7 208H8V207H7ZM20 208H21V207H20ZM23 208H24V207H23ZM26 208H27V206H26ZM80 208H81V207H80ZM126 208H127V207H126ZM128 208H129V207H128ZM128 208H127V209H128ZM130 208H131V206H130ZM130 208H129V209H130ZM161 208H162V207H161ZM183 208H184V207H183ZM185 208H186V207H185ZM185 208H184V209H185ZM212 208H213V207H212ZM225 208H227V207H225ZM257 208H256V209H257ZM5 209H6V208H5ZM8 209H9V208H8ZM36 209H39V208H36ZM62 209H63V208H62ZM62 209H61V210H62ZM78 209H79V208H78ZM86 209H87V208H86ZM142 209H143V208H142ZM142 209H141V210H142ZM145 209H146V208H145ZM147 209H148V208H147ZM186 209H187V208H186ZM207 209H208V208H207ZM262 209H261V210H262ZM57 210H58V209H57ZM81 210H82V209H81ZM141 210H140V211H141ZM168 210H169V209H168ZM170 210H171V209H170ZM173 210H174V209H173ZM181 210H182V209H181ZM189 210H190V209H189ZM193 210H194V211H193ZM193 210H191V211H187V213H188V214H189L190 212H194V213H195V209H194V208H193ZM201 210H202V209H201ZM215 210H216V209H215ZM215 210L213 209V213H214ZM70 211H72V210H70ZM79 211H80V210H79ZM87 211L89 212L90 210L88 209ZM129 211H130V210H129ZM137 211H138V210H137ZM183 211H184V210H183ZM185 211H186V210H185ZM185 211H184V212H185ZM1 212H2V211H1ZM62 212H63V211H62ZM62 212H61V213H62ZM77 212H78V210H77ZM82 212H83V211H82ZM132 212H133V210H132ZM138 212H139V211H138ZM163 212H164V210H163ZM169 212H170V211H169ZM262 212H263V211H262ZM7 213H8V212H7ZM26 213H27V212H26ZM52 213L54 214L55 212H52ZM56 213H57V212H56ZM61 213H60V214H61ZM71 213H73V212H71ZM142 213H143V212H141V214H142ZM181 213H182V212H181ZM185 213H186V212H185ZM185 213H184V214H185ZM197 213H198V212H197ZM210 213H211V211H210ZM12 214H13V213H12ZM23 214H24V213H23ZM66 214H67V213H66ZM66 214H64V215H66ZM81 214H82V213H81ZM133 214H134V213H133ZM153 214H154V213H153ZM153 214H152V215H153ZM191 214H192V213H191ZM5 215H6V214H5ZM48 215H49V214H48ZM211 215H212V214H211ZM56 216H57V214H56ZM61 216H63V215H61ZM61 216H60V218H61ZM66 216H67V215H66ZM76 216H77V215H76ZM76 216H75V217L73 216V217H72V220H73V218H76ZM80 216H81V215L78 216V219H80ZM142 216H143V215H142ZM212 216H214V214H213ZM7 217H8V216H7ZM32 217H33V216H32ZM35 217H36V216H35ZM58 217H59V216H58ZM87 217H88V216H87ZM150 217H151V216H150ZM152 217L155 218V219H153V221L156 220V222H157L158 224H160L161 226H164L163 228L168 227V229L170 230V233H171L172 231H173V232H174V231H175V232H176V231H184V229H185V227H186L184 224L180 223V220L182 219V218L180 219L181 216H180V217L177 216V215L174 216L173 213H172V214L169 213V214H167L166 216H163V215L161 216V215L157 214V215H154V216H152ZM189 217H190V216H189ZM192 217H193V216H192ZM5 218H6V217H5ZM42 218H43V217H41V219H42ZM47 218H48V217H47ZM188 219H191V218H188ZM10 220H11V219H10ZM10 220H9V221H10ZM42 220H43V219H42ZM84 220H85V219H84ZM183 220H184V218H183ZM16 221H17V220H16ZM85 221H86V220H85ZM85 221H83V223H84ZM34 222H35V221H34ZM74 222H75V221H74ZM77 222H78V221H77ZM77 222H76V223H77ZM181 222H183V221L181 220ZM193 222H194V221H192V224H193ZM4 223H5V221H4ZM81 223H82V222H81ZM201 223H202V222H201ZM1 224H2V223H1ZM41 224H42V223H41ZM70 224H71V223H70ZM185 224H186V223H185ZM202 224H203V223H202ZM32 225H33V224H32ZM74 225H77V224H74ZM189 225H190V224H189ZM215 225H216V224H215ZM6 226H7V225H6ZM10 226H11V225H10ZM48 226H49V225H48ZM194 226H195V225H194ZM42 227H43V226H42ZM65 227H66V226H65ZM72 227H73V226H72ZM202 227H203V226H202ZM3 228H4V227H3ZM160 228H161V227H160ZM191 228H192V227H191ZM59 229H61V228H59ZM73 229H74V228H73ZM168 229H167V230H168ZM220 229H223V228H220ZM42 230H44V229H42ZM62 230H65V228H64V229L62 228ZM68 230H69V229H68ZM159 230H160V229H159ZM159 230H158V231H159ZM223 230H224V229H223ZM70 231H71V230H70ZM105 231H106V230H105ZM0 232H1V231H0ZM173 232H172V233H173ZM184 232H185V231H184ZM2 233H4V232H2ZM62 233H63V232H62ZM168 233H169V232H168ZM180 233H181V232H180ZM185 233H186V232H185ZM185 233H184V235H185ZM69 234H70V233H69ZM0 235H2V234H0ZM18 235H19V234H18ZM29 235H30V234H29ZM64 235H65V234H64ZM179 235H180V234H179ZM4 236H6L5 233H4ZM9 236H10V235H9ZM16 236H17V235H16ZM70 236L72 237L71 234H70ZM176 236H177V235H176ZM180 236H182V235H180ZM46 238H47V237H46ZM61 238L64 239L63 237H61ZM1 239H2V238H1ZM65 239H66V238H65ZM70 239H71V238H70ZM75 239H76V238H75ZM22 241H23V240H22ZM40 241H41V240H40ZM209 241H210V240H209ZM250 241H251V240H250ZM31 242H32V241H31ZM9 243H10V242H9ZM210 243H212V242L210 241ZM219 244H220V243H219ZM219 244H218V245H219ZM7 245H8V244H7ZM22 245H23V244H22ZM210 245H211V244H210ZM11 246H12V245H11ZM75 246H76V245H75ZM93 246H94V245H93ZM95 246H96V245H95ZM101 246H102V245H101ZM103 246H104V245H103ZM201 246H202V245H201ZM219 246H220V245H219ZM219 246H218V247H219ZM6 247H8V246H6ZM166 247H167V246H166ZM168 247H169V246H168ZM101 248H102V247H101ZM228 248H229V247H228ZM74 249H75V248H74ZM8 250H9V249H8ZM79 250H80V249H79ZM99 250H100V249H99ZM99 250H98V251H99ZM210 250H212V252H214L213 249H210ZM215 250H217V249H215ZM219 250H220V251H224L222 248H220ZM236 250H237V249H236ZM68 251H69V250H68ZM70 251H71V250H70ZM72 251H73V250H72ZM101 252H102V251H101ZM179 252H180V251H179ZM236 252H237V251H236ZM68 253H70V252H68ZM9 254H10V253H9ZM78 254H79V256H80V253H78ZM81 254H82V252H81ZM103 254H104V253H103ZM234 254H235V253H234ZM234 254H233V256L236 255V254H235V255H234ZM100 255H101V254H100ZM104 255H105V254H104ZM121 255H122V254H121ZM102 256H103V255H102ZM119 256H120V255H119ZM171 256H172V255H171ZM237 256H238V255H237ZM65 257H67V256H65ZM106 257H107V256H106ZM106 257H105V258H106ZM172 257H173V256H172ZM174 257H175V256H174ZM3 258H4V256H3ZM75 258H76V257H75ZM102 258H103V257H102ZM105 258H104V260H105ZM122 258H123V257H122ZM124 258H125V257H124ZM164 258H165V257H164ZM237 258H238V257H234L233 259H234V260H235V259L237 260ZM247 258H248V257H247ZM247 258H245V259H247ZM0 259H1V258H0ZM4 259H5V258H4ZM6 259H7V258H6ZM82 259H83V258H82ZM106 259H107V258H106ZM229 259H230V258H229ZM115 260H116V259H115ZM119 260H120V259H119ZM171 260H172V259H171ZM7 261H8V259H7ZM73 261H74V259H73ZM78 261H79V260H78ZM83 261H84V260H83ZM83 261H82V262H83ZM116 261H117V260H116ZM121 261H122V260H121ZM121 261H120V264H121ZM166 261H167V260H166ZM227 261H228V260H227ZM231 261H232V260H231ZM79 262H80V261H79ZM84 262H85V261H84ZM122 262H123V261H122ZM183 262H184V261H183ZM190 262H191V261H190ZM223 262H225V261H223ZM72 263H73V262H72ZM72 263H71V264H72ZM105 263H106V262H105ZM117 263H118V262H116L115 264H117ZM126 263H128V260H127V259L124 260V264H126ZM169 263H170V262H169ZM68 264H69V263H68ZM74 264H75V263H74ZM227 264H228V263H227Z\"/></svg>",
	"mask_w": 264,
	"mask_h": 264
}]
</instances>
